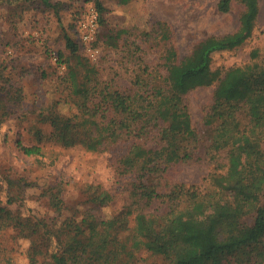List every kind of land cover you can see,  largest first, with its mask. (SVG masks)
Segmentation results:
<instances>
[{
  "label": "rangeland",
  "instance_id": "rangeland-1",
  "mask_svg": "<svg viewBox=\"0 0 264 264\" xmlns=\"http://www.w3.org/2000/svg\"><path fill=\"white\" fill-rule=\"evenodd\" d=\"M96 2L101 5L100 12ZM217 3L0 0V208L9 214L5 221L0 218V224L7 226L0 227V264H50L47 254L30 261V242L24 237L28 233H20L14 220L23 224L26 219L38 220L44 226V238L47 233L70 231L77 224L87 232L90 223L126 211L131 228L137 213L161 214L168 210L165 198L146 207L136 202L132 186L135 173H125L121 164L135 142L146 150H162L156 128L143 137L133 139L123 134L111 141L101 135L100 117H91L85 107L98 103L105 91L139 96L141 87L147 89L144 84L163 83L165 70L161 64L167 49H174L182 58L200 40L235 31L243 6L233 1L230 10L222 13ZM258 4L251 35L231 51L214 53L212 70L223 74L227 69L242 67L250 61L253 50L264 63V0H258ZM91 9L98 14L97 29L84 40L82 23H88ZM106 29L123 31L114 45L107 44L103 35ZM63 31L77 45L78 60L71 57L65 62L69 53L64 48ZM163 31L168 32L166 40L161 38ZM72 69L76 75L71 74ZM137 76L141 78L138 85ZM83 87L92 97H81L79 90ZM213 90V86L199 87L183 96L181 112L197 135L191 147L194 157L165 164L156 179L160 192L173 184L204 189L210 186L213 175L224 172L225 153L211 149L219 122L207 123ZM237 118L241 126L247 123L242 113ZM62 135L67 141L59 140ZM90 142H96L95 149L86 147ZM35 144H39L43 156H26L20 149ZM102 191L110 200L96 199ZM57 192L60 201L56 206L53 195ZM123 264L169 263L141 250Z\"/></svg>",
  "mask_w": 264,
  "mask_h": 264
},
{
  "label": "trees",
  "instance_id": "trees-1",
  "mask_svg": "<svg viewBox=\"0 0 264 264\" xmlns=\"http://www.w3.org/2000/svg\"><path fill=\"white\" fill-rule=\"evenodd\" d=\"M128 1L118 0V4ZM233 1L243 6L237 29L200 40L182 58L174 49H167L161 64L165 70L161 75L163 83L144 84L147 89L141 87L139 96L105 91L98 103L85 107L91 117H100L101 135L111 141L123 134L133 139L143 137L156 128L162 150H146L135 142L121 158V164L125 173H135L136 183L132 186L136 202L146 207L165 198L168 210L161 214L137 213L131 228L127 226L126 216L130 213L126 211L90 223L87 232L77 224L70 231L47 233L44 238V226L38 220L26 219L24 224L14 220L20 233H28L24 237L30 242L31 262L47 254L50 264H123L143 250L169 264H264V63L253 50L250 61L242 67L227 69L223 74L211 69L212 55L241 46L258 18V0H218L217 10L228 12ZM96 8L101 11L99 2ZM121 32L106 29L103 35L107 44L114 45ZM63 33L64 48L69 53L65 62L71 57L78 60L77 45ZM161 38L168 39V32L163 31ZM71 74L77 72L72 69ZM135 83H141V78L137 76ZM210 86L214 87L213 103L207 123L219 122L211 149L225 153V170L213 175L207 188L173 184L160 192L156 179L165 164L194 157L191 147L197 135L181 112L182 98L195 88ZM79 93L85 99L92 97L85 87ZM240 113L247 119L242 126L237 118ZM59 140L67 141L65 135ZM86 147L95 149L96 142ZM20 149L26 156H43L39 144ZM58 193L53 195L56 206L60 201ZM96 199L110 200L105 191ZM8 216L6 209L0 208L1 220Z\"/></svg>",
  "mask_w": 264,
  "mask_h": 264
},
{
  "label": "built area",
  "instance_id": "built-area-1",
  "mask_svg": "<svg viewBox=\"0 0 264 264\" xmlns=\"http://www.w3.org/2000/svg\"><path fill=\"white\" fill-rule=\"evenodd\" d=\"M97 20H98V14L93 9H91L90 19L88 20V23L85 22L82 23V27L85 31V34H83L84 40H89L91 38V34H93L97 29ZM90 55H93V52L92 53L90 52Z\"/></svg>",
  "mask_w": 264,
  "mask_h": 264
}]
</instances>
